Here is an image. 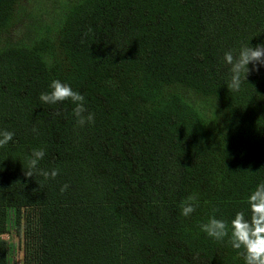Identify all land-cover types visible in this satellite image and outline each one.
Instances as JSON below:
<instances>
[{
    "label": "trees",
    "instance_id": "obj_1",
    "mask_svg": "<svg viewBox=\"0 0 264 264\" xmlns=\"http://www.w3.org/2000/svg\"><path fill=\"white\" fill-rule=\"evenodd\" d=\"M21 1L0 0V29ZM149 1L84 0L58 45L0 51V130L15 133L0 148V234L17 210H43L31 235L45 243L26 246L34 264H244L199 223L213 208L226 221L247 215L264 182V66L231 92L223 60L264 43V0H156L159 20ZM157 24L158 70L127 60ZM52 80L85 97L94 124L78 126L71 101L39 100ZM34 148L55 179L25 177ZM191 194L198 207L185 217ZM8 255L0 240V264Z\"/></svg>",
    "mask_w": 264,
    "mask_h": 264
},
{
    "label": "clouds",
    "instance_id": "obj_2",
    "mask_svg": "<svg viewBox=\"0 0 264 264\" xmlns=\"http://www.w3.org/2000/svg\"><path fill=\"white\" fill-rule=\"evenodd\" d=\"M224 62L229 66L230 79L227 89L231 92H239L242 85V77L246 80L251 71H258V65L264 66V43L255 47L241 46L238 51L229 50L224 53ZM252 68H249V65ZM49 90L39 95V100L48 105H55L64 101H71L74 105L72 114L78 126L94 124V113L88 111L85 104V97L65 82L52 80ZM59 112L54 115H59ZM35 133L37 129L33 127ZM15 133L6 129L0 130V148L5 147L13 140ZM45 157L44 148L32 149L30 155L26 157L25 177L39 175L44 180L55 179L59 174L58 168L42 169L39 167L40 161ZM69 185L65 183L61 186L60 192L68 190ZM248 214L244 211H237L230 221L217 218L215 213L217 208L212 209V215L206 221L199 223L200 231L205 233L214 241L223 242L227 238L232 249L237 250L239 256L244 260V264H264V182L255 186L246 199ZM181 215L188 217L196 211L198 207V197L196 194L187 196L180 202ZM198 258V254L197 257Z\"/></svg>",
    "mask_w": 264,
    "mask_h": 264
},
{
    "label": "crops",
    "instance_id": "obj_3",
    "mask_svg": "<svg viewBox=\"0 0 264 264\" xmlns=\"http://www.w3.org/2000/svg\"><path fill=\"white\" fill-rule=\"evenodd\" d=\"M83 2L84 0H22L9 23L0 29V51L30 45H58L60 32L58 30L70 13ZM18 27L22 29L20 32ZM30 211L25 219L26 227L34 231V228L39 227L42 222L39 218L43 216L41 214L43 210L35 208ZM16 220L18 221L17 215ZM4 234H0L2 241ZM6 239L9 237L7 236ZM34 253L33 248L24 249L23 264H34Z\"/></svg>",
    "mask_w": 264,
    "mask_h": 264
},
{
    "label": "rangeland",
    "instance_id": "obj_4",
    "mask_svg": "<svg viewBox=\"0 0 264 264\" xmlns=\"http://www.w3.org/2000/svg\"><path fill=\"white\" fill-rule=\"evenodd\" d=\"M149 6L152 9L153 13L157 12L158 15L157 16L154 15V16L158 17V20H159L158 1L150 0ZM18 30L20 32L22 29L18 27ZM14 35H15V32H14ZM151 35L153 36L151 37L150 42L146 44H142V42H137L136 47L134 49L131 48L129 53L126 54V56L128 57L127 60H130V61L147 62V63L154 64L156 69L158 70L159 64L161 62V43H160L159 24L154 25V30ZM16 212H18V221L16 220V214H14L13 216V222L10 219H7L6 221L5 230L7 233L4 235H7L9 239H6L7 236H4V235L2 236L3 241L6 242L8 246V253H9L8 258L10 259L8 264H23L22 253L24 252V249L26 248V246H29V245L35 246V245L40 244V242L45 243V240L41 239L40 236H38L39 238L32 236L35 234L32 232V235H31V229L29 228L28 230L26 227L25 219H27V216L29 213H31V211L29 209L22 208L21 210H17ZM125 219L126 221L128 220L127 215H125ZM128 223L129 221L126 222L127 228H128ZM47 234L49 238H47L46 242L49 246H52L53 240H54L53 238L54 234L53 233L50 234L48 232ZM130 237H131V234H130ZM127 238H129V235Z\"/></svg>",
    "mask_w": 264,
    "mask_h": 264
}]
</instances>
